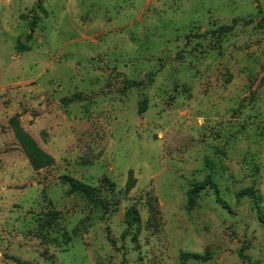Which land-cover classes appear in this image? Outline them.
Here are the masks:
<instances>
[{
  "label": "rangeland",
  "instance_id": "1",
  "mask_svg": "<svg viewBox=\"0 0 264 264\" xmlns=\"http://www.w3.org/2000/svg\"><path fill=\"white\" fill-rule=\"evenodd\" d=\"M263 18L264 0H0V264H264Z\"/></svg>",
  "mask_w": 264,
  "mask_h": 264
},
{
  "label": "trees",
  "instance_id": "2",
  "mask_svg": "<svg viewBox=\"0 0 264 264\" xmlns=\"http://www.w3.org/2000/svg\"><path fill=\"white\" fill-rule=\"evenodd\" d=\"M238 22V20L233 21V25L229 28L223 29V32H227L233 28V26ZM264 23V18L261 21ZM144 112V107L138 108V113L142 114ZM9 126L12 128L14 137L19 144L20 148L24 152L29 165L34 171H38L41 169H44L48 166H50L53 163L52 157H50L47 153L42 151L37 143L27 134L25 133L18 124V120L16 117L10 118L8 122ZM60 184L68 185L69 190L65 193L66 195H71L72 193H80L82 195H90L93 193V189L86 187L84 185H78L76 184L72 179H70L67 176H61L59 177ZM135 184V180L132 176V172H129L128 178L125 184V190L126 192H129ZM206 187L212 188L215 190V194H217V189L215 185L210 181L209 178H207L203 183H199L197 185H194L191 189L188 191V204L187 209H190L193 206V203L195 202L196 198L198 197V194L200 191L205 189ZM244 197H248L251 199L256 198L255 191L251 188L242 190L236 194V199L241 200ZM259 198V197H258ZM258 214H259V220L264 226V215L261 213V210L259 207H257ZM52 216H56V214L50 213ZM124 223L126 226V230L124 235H126L128 232H130L133 228H135L134 236L137 234L138 229L141 224V219L138 214V211L134 207H130L126 210L124 215ZM186 257H193L197 258V255L194 254H181L182 261ZM239 258L244 260L245 256L242 254V250L239 253Z\"/></svg>",
  "mask_w": 264,
  "mask_h": 264
}]
</instances>
